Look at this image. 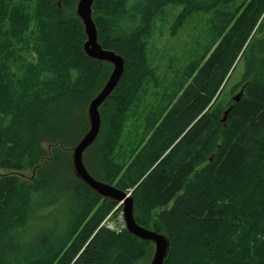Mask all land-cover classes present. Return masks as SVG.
I'll return each mask as SVG.
<instances>
[{"label": "trees", "instance_id": "obj_1", "mask_svg": "<svg viewBox=\"0 0 264 264\" xmlns=\"http://www.w3.org/2000/svg\"><path fill=\"white\" fill-rule=\"evenodd\" d=\"M238 1H95L100 42L126 70L100 108L102 130L87 150L99 164L88 168L130 191L137 221L170 237L165 264H264V0ZM76 3L0 0V165H38L33 182L0 177V264H137L150 252L151 242L102 224L118 204L65 163L112 69L84 52ZM169 6H181L180 24L209 15L210 41L143 115L160 85L148 44ZM31 220L27 238L18 228Z\"/></svg>", "mask_w": 264, "mask_h": 264}, {"label": "rangeland", "instance_id": "obj_2", "mask_svg": "<svg viewBox=\"0 0 264 264\" xmlns=\"http://www.w3.org/2000/svg\"><path fill=\"white\" fill-rule=\"evenodd\" d=\"M15 1L16 3H21L23 0ZM243 1L245 0H239L238 3L241 4ZM75 8L76 4L74 10ZM181 11V6H169L167 15L164 19H158L155 22L153 37L148 44L149 60L151 67L155 70L156 76L160 79V85L152 86L153 88H151L150 92L146 95L144 106L141 109L143 115L158 107V105L163 101L164 94L168 91L170 84L180 77L185 63L200 52L199 48L201 46H205L210 41L208 24L209 15L203 13H193L186 19L185 22L180 24L179 22L181 21L177 22V17ZM29 60L33 61L34 59L30 58ZM111 68H113L112 65ZM242 74L243 66L242 64H239L232 75L233 80H231V82H239L242 78ZM242 89L243 88L240 87L237 92L233 94V98ZM87 124L88 126L84 129L85 131H81V133H79L78 139H80L81 136L89 129L88 118ZM77 142L78 140L70 144L68 147L75 146ZM43 146L45 149L44 152L47 155L46 157H50L52 149L48 146V144ZM91 150L86 152V163L90 169L94 168L97 170L96 168L99 164L97 154L95 149ZM126 151V144L116 151V158L118 161L123 160V155ZM65 154L67 159L65 163H72V151H68V153ZM37 167V164L34 165L30 163L25 169L15 170L8 169L0 165V177L6 174H16L21 180L33 182L38 175ZM59 218L60 215L57 213L52 220ZM103 222L106 227L110 225L113 229L118 231V229L124 225L122 208H119V205H117ZM35 225H37V223L31 220L25 226L21 225L20 228H18V233L29 238L35 233L37 227ZM154 250L155 246L152 244L149 254L137 264H148L153 257Z\"/></svg>", "mask_w": 264, "mask_h": 264}, {"label": "water", "instance_id": "obj_3", "mask_svg": "<svg viewBox=\"0 0 264 264\" xmlns=\"http://www.w3.org/2000/svg\"><path fill=\"white\" fill-rule=\"evenodd\" d=\"M95 1L77 0L76 3L75 13L81 20L86 36L83 45L84 52L92 59L110 63L113 68L101 90L88 105L89 129L83 134L78 143L71 148L73 172L97 195L122 206L123 219L129 233L154 244V254L148 264H165L171 249L170 237L163 232L140 224L135 216V198L132 193L112 182L97 178L85 162L86 151L97 141L102 130L103 118L100 108L115 92L126 70V59L114 50L105 48L100 42L98 27L93 16ZM243 92L244 88L234 96V100H240ZM230 109L231 107L225 112L224 121L227 119Z\"/></svg>", "mask_w": 264, "mask_h": 264}, {"label": "built area", "instance_id": "obj_4", "mask_svg": "<svg viewBox=\"0 0 264 264\" xmlns=\"http://www.w3.org/2000/svg\"><path fill=\"white\" fill-rule=\"evenodd\" d=\"M102 224L104 225V222H103ZM108 227H109L110 229H113L112 226H110V225H108ZM123 227L125 228V222H124ZM123 227L119 228L118 231H121V230L123 229Z\"/></svg>", "mask_w": 264, "mask_h": 264}, {"label": "bare ground", "instance_id": "obj_5", "mask_svg": "<svg viewBox=\"0 0 264 264\" xmlns=\"http://www.w3.org/2000/svg\"><path fill=\"white\" fill-rule=\"evenodd\" d=\"M108 49V48H107ZM116 52V51H115Z\"/></svg>", "mask_w": 264, "mask_h": 264}]
</instances>
